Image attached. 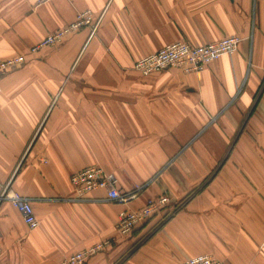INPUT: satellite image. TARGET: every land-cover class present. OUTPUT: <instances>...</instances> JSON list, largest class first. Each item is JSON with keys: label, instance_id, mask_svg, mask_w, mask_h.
Instances as JSON below:
<instances>
[{"label": "crops", "instance_id": "crops-1", "mask_svg": "<svg viewBox=\"0 0 264 264\" xmlns=\"http://www.w3.org/2000/svg\"><path fill=\"white\" fill-rule=\"evenodd\" d=\"M87 9L104 12L93 36L30 53ZM230 35L234 53L200 71L133 69L173 41ZM14 55L25 62L0 73V192L28 197L39 224L0 201V264H53L105 239L85 264H264V0H0V59ZM87 167L142 190L75 200L70 176ZM163 194L164 214L119 237L120 210Z\"/></svg>", "mask_w": 264, "mask_h": 264}, {"label": "built area", "instance_id": "built-area-1", "mask_svg": "<svg viewBox=\"0 0 264 264\" xmlns=\"http://www.w3.org/2000/svg\"><path fill=\"white\" fill-rule=\"evenodd\" d=\"M103 13L98 17H93L91 11L88 9L78 12L72 23L48 33L42 40L30 48V53H35L49 46L58 45L68 36L78 32L82 28L89 30L88 37L93 36L103 18ZM240 41V37L236 35L225 36L215 42L198 45H193L184 39H179L135 60L133 69L141 74L159 72L170 67L181 68L188 72L200 71L220 56L233 54ZM24 62V55H14L0 59V73L19 67ZM69 180L76 194L75 200H86V194L89 192L104 189L108 201L127 204L136 198L137 194L142 190V187L137 185L130 191H120L116 187V180L113 174L106 173L98 167H87L73 173ZM1 200L8 201L21 214L24 223L30 229L38 226V220L34 214L31 200L28 197L21 195L7 185L0 192ZM171 206L172 201L170 197L163 194L158 197L149 198L138 209L124 208L120 210L115 225L119 237L129 236L136 227L160 213L164 214L165 210L167 211ZM177 207L174 206L170 212H173ZM114 242V239L99 241L83 250L67 255L53 264H83L90 257L109 249ZM178 264L226 263L208 254H198L188 257Z\"/></svg>", "mask_w": 264, "mask_h": 264}, {"label": "trees", "instance_id": "trees-1", "mask_svg": "<svg viewBox=\"0 0 264 264\" xmlns=\"http://www.w3.org/2000/svg\"><path fill=\"white\" fill-rule=\"evenodd\" d=\"M82 29H83V28H82ZM85 29H86V28H85ZM80 30H81V29H80ZM152 218H153V217H152ZM152 218H151V219H152ZM149 220H150V219H149ZM149 220H147L144 224H142V225L136 227V228L133 230V232H134L136 229L145 226V225L148 223ZM133 232H132V233H133ZM91 258H92V257H90L89 259H87L83 264H85V263H86L88 260H90Z\"/></svg>", "mask_w": 264, "mask_h": 264}]
</instances>
